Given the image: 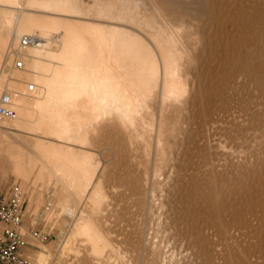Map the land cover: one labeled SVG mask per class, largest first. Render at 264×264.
Returning a JSON list of instances; mask_svg holds the SVG:
<instances>
[{
  "label": "bare ground",
  "instance_id": "bare-ground-1",
  "mask_svg": "<svg viewBox=\"0 0 264 264\" xmlns=\"http://www.w3.org/2000/svg\"><path fill=\"white\" fill-rule=\"evenodd\" d=\"M157 1L94 0V2L90 5L84 3L82 0H0V96L3 92L9 93L12 101L11 106L16 110V115L14 118H3L5 120L3 124L0 125V128H5L3 129L5 131L3 132L5 136H10L12 133L13 135H15V132H24L32 136V139L26 138L25 136L20 138L22 139V141L32 142L33 147L35 149L33 150L34 152H31L32 154H26L22 149L18 148V151L15 150L16 147H19V145H16V147L13 149V152L15 150L13 156L15 158V166L14 163L13 166L16 168L14 169V171L16 170L17 172L22 173H34L33 170L35 168H38L39 180L40 178L43 179V177L44 179H46L47 177L49 179H55L56 183L61 188V193L65 195V199H67L69 195L75 198L74 202L76 200V203L73 204V207L77 205L79 199H87L86 205L88 207V210L86 211L85 209L82 210L79 208L80 215L76 220L73 221V225H70L72 228L70 231H68V237L66 240H64L65 238L63 239L64 241L62 242L61 248L59 249L60 252H63V256H57V258L54 259L55 264H67V262L64 260V257L66 258V256H64L66 255L64 254V252H67V250L70 249L71 251L72 249L74 250V247L76 245H74V243L78 239L82 242L81 244L85 246L86 251H89L88 254H91L92 256H94V258H96V264H109L106 262V260H108L106 259V257V260H100L101 257L104 258L105 251L107 249H112L117 254V262L115 263L126 264L127 262H133V258L135 260V256L130 254V250L126 246H124L128 245V242H130L128 241V234H133L134 237H136V240L133 243L134 245L132 246L134 247V250H136V248L142 244H144L145 248L154 245L151 243L152 234L156 237H159L161 235L162 241H160L156 245L158 246V248L153 250L152 253V255L157 256V258L159 259L158 261L160 262L163 261V245L160 243H163L164 241L168 242L167 236L169 235H175L176 237L171 236L172 239L175 238V242L179 243L182 247L191 249L195 246L194 243L192 245L189 241H187L188 238H186V234L184 232L185 230L181 228V225L177 224L180 228L179 231L175 230V233L172 232L169 228L170 223L172 221L170 217L173 214V205L170 204L167 197L170 195V188L174 184L173 180L178 174V169H180V167L179 164H177L175 161L176 159H178L179 150L174 148V145L168 146L169 142L165 143L164 141V133L167 130L165 128V121L168 114L167 111H169L171 107L177 109L180 113L183 109H188V106L191 104L192 107L193 105H197L196 107H198L199 109H201V106L203 107V105H201V97L196 96L194 85H192L188 77H186L182 73V68L183 66H185L184 64L186 62H191V59L193 58L185 35V31L187 29L186 25H189V19H187V17H192L189 15L192 12H188L192 8L194 9L195 14L193 15L196 16H193L191 18L194 20L198 19V16L202 17L210 13L211 17H213L212 21L214 22H219L223 20L226 15H228L227 17H234L235 20H238L242 24H245L248 23V21L250 22L251 20H254L256 22L257 12L260 13L264 11V0H160L161 5H165L172 9V16L165 14ZM144 5H146V7ZM143 6L145 7V9H143ZM176 7L178 9H175ZM43 11L47 12L48 14L42 13ZM210 14L208 19L210 18ZM84 16H94L96 18H104L112 21L116 20L123 23L126 22V24L130 23L136 26L138 29L143 30L146 33V37L148 39H146L144 35H142L139 31H134L130 28L122 27L119 25L112 26L111 24L103 25L99 23H93V21L91 22L90 20L85 21L79 19L81 17L83 18ZM205 20L207 19H204L203 22H205ZM225 21L228 22V19H225ZM206 23H203V25H206ZM232 23L235 22L232 21ZM232 26L230 27L232 28ZM199 28L201 29L203 28V26ZM206 30L204 32L207 33ZM199 31L200 30L198 29V32ZM263 31L264 29H261V32ZM24 35H35L37 39L25 50H18L20 39ZM206 35L205 37L207 38ZM198 36L201 37V32L200 34L198 33ZM201 39L203 38L201 37ZM252 41L250 45H242V50L245 51V55H248L250 57L255 56L249 60H246L245 66L247 67L251 65L250 61L258 59L262 60L264 58V51H257L255 49V45L258 43V38L252 39ZM198 42H200V40ZM194 48L197 49V47ZM222 52L223 50H221V53ZM6 56L7 59L9 58V61L4 64ZM16 57L22 59L23 66L18 67L16 65V68L14 69V67L12 66L14 65V63L12 64V62ZM221 57L224 56L221 55ZM227 57L229 56L227 55ZM213 64L215 63L213 62ZM213 64H210V67H212ZM252 65L254 67L253 63ZM262 67H258L256 69H261ZM253 74L254 77L257 79V82H261V84L259 85L264 87V71L262 72L259 70ZM216 78L218 77H215V79ZM255 78H253V80H256ZM248 80H251V78ZM220 81L224 82L222 79ZM208 82L211 83L213 82V80L211 82ZM252 87L253 86L249 87V90L250 88L252 90ZM259 87L260 86H258L257 89H259ZM198 88H200V86ZM221 91L220 95L218 96L222 95ZM261 95L263 96V94ZM237 96H239V94ZM260 97L261 96H259V98ZM252 98L253 96L251 97V99ZM218 100L220 101V99ZM239 100L237 101V103H239L240 105L242 102L240 103ZM249 103L244 104L247 105ZM236 105L239 106L238 104ZM262 105H264V102ZM258 106L260 107V105ZM240 108L241 107H239L238 109ZM158 109L159 118L157 119V121L155 115ZM254 109L255 108H253V110ZM218 111L219 112L216 113L215 116L211 118L209 117L210 119L206 121V126L201 136V140L208 145L210 141H208V139H210V137H212L213 135H216L220 123L222 124L223 122H230L231 124V121L236 117V112H239L238 110L234 109L233 105H230L228 103L221 107L220 110L218 109ZM250 111H252L251 108ZM246 112L244 113L246 114ZM251 113L252 112H250V114ZM238 114L240 113H237V115ZM244 116L245 115H243V118L245 119ZM257 117L260 116L258 115ZM243 118L241 117L239 121ZM179 120L172 126L171 129L172 134L174 135V143L176 144V146H179L181 144L178 140H176V138L181 137L182 133L184 134V124H190L192 122V118L191 116L189 117L185 115V119H182V122H180ZM258 120L255 122H258L259 126L260 120ZM245 121L249 120L246 119ZM236 122L239 123L238 121ZM110 123L117 124L124 132H126L129 138V143L131 145L135 141H137V139L141 138L144 141L143 150L147 157H149V155L151 154V132L156 131L155 140L153 141L156 142V158L153 168L150 170V168L148 169V166H146L145 168L147 169H145L140 174H138V176H136L134 186L132 188L134 193L131 191L132 194H134L132 197H134V205L136 206V208L135 211H133L134 213L130 220L126 219L123 223L124 231L120 233L122 238L119 242H117V247H114V244L108 236V234L110 233L106 227V224H108L107 217L105 216L100 221L102 223H100L98 219L95 218L94 214L99 212V210H107L106 206L108 201V193L106 192L105 187L103 186L101 178L97 176L99 167L98 162L100 161L96 162L94 159V155L88 150L84 149V147H86V145H88L90 141L91 134H94L101 124ZM248 124L250 125V123ZM255 125L253 127H255ZM232 127L233 126H231V129ZM249 127H251V125ZM249 127L247 129H249ZM236 129H234L233 132L235 135ZM262 129H264L263 126ZM250 130H252V127ZM227 133L228 132L226 131V135ZM241 133L243 134V132ZM222 134L224 135V133ZM244 134L246 135V133ZM13 137L14 136H12V138ZM223 137H225V135ZM253 141L254 140H252V142ZM261 141L262 140H260V142ZM10 143L11 142H9L8 146L10 145ZM9 147H11V145ZM138 148L140 147L137 146V149ZM225 148L227 149L226 146ZM90 150H92V148H90ZM257 150H259L260 152V149ZM149 160L150 159H148V161ZM204 161L205 165L211 169L214 168V166L219 162L218 159L212 158L206 159ZM212 174L213 173H211V175ZM17 175L19 176V174ZM242 180L244 181V179ZM44 182L46 184L47 181L44 180ZM57 184L56 186H58ZM212 187L214 188V186ZM54 189H56V187ZM244 190H241L243 194H245ZM59 193L60 192H58L57 194ZM259 193L257 195H259ZM260 197L262 198V196ZM56 200H58V198ZM253 201L255 200L253 199ZM257 202H259V200ZM234 204H236V202ZM126 205L128 206L127 203ZM257 205H262V203H257ZM253 206H255V204ZM139 214H145V217L143 216L144 219L136 220V215ZM261 216L262 215H260L259 217ZM231 217L233 216L231 215ZM253 217V221H255L254 213ZM213 223L214 222L212 220L208 221L205 224L204 228H206V230H208L209 232H212L213 229H215ZM237 229L239 230V228ZM224 230L228 231V228H225ZM238 233H240L241 235L240 230ZM260 235L258 234V236ZM227 236L228 235H226V237ZM78 248L75 249L76 251H72V256L73 253H78L80 251V248ZM217 249L220 248L217 247ZM53 252L54 251H50V249L47 251L44 250L38 252L36 259L37 264H45V261H47L48 257L51 256ZM79 253L77 255H80ZM69 256L71 255L69 254ZM76 261H74V263ZM109 261H112V259H110ZM143 264H149V261L144 260Z\"/></svg>",
  "mask_w": 264,
  "mask_h": 264
},
{
  "label": "rangeland",
  "instance_id": "rangeland-1",
  "mask_svg": "<svg viewBox=\"0 0 264 264\" xmlns=\"http://www.w3.org/2000/svg\"><path fill=\"white\" fill-rule=\"evenodd\" d=\"M82 1L84 3L90 4V5L94 2V0H82ZM157 2H158V4H160V7L162 8V11L165 14L172 16V12H171L172 9L171 8H169L165 5H161L160 0H158ZM144 6L146 7V5H144ZM144 6H143V9H145ZM175 9H178V8L176 7ZM191 10H189V12H188V13L192 12L189 15L192 17L196 16V15H193V14H195L194 9L192 8ZM42 13L48 14L47 12H44V11ZM209 14L210 13H208L202 17L198 16V19H195L196 21L194 19H191L192 17H187V19H189L188 20L189 25H186L187 29L185 31V35H186V40L188 41V46L192 52L193 58L191 59V62H189V63L186 62L184 64L185 66H183V68H182V73L186 77H188L189 81L192 83V85H194V88L196 91V96L201 97V99H202L201 105H203V107H205L206 109L208 108V109L206 110L202 106H201V109H199L198 107H196L197 105H193V107H192V104H191V105H189L190 107L188 106V109H183L182 112L180 113V112H178L177 109L171 107L169 109V111H167L168 114H167L166 121H165V128L167 130L164 133L165 143L169 142L168 146L174 145V148L179 150L178 159H176L175 161L177 164H179V167H180V169H178V174L175 176V178L173 180L175 185L173 184L171 186L170 195L167 197L170 204L173 205L172 206L173 207V214L170 217L172 221L170 223L169 228L172 232L175 233V230L179 231V228H180L177 224L181 225V228H183L185 230V231L184 230L183 231L186 234V238H188L187 241H189L192 245L194 243L195 246L192 247L191 249H188L186 247H182L179 243L175 242V238L172 239L171 236L174 237L175 235H173V234L169 235V236H167L168 242L164 241L163 243H160L163 245V250H162L163 261L160 262V261H158L159 259L157 258V256L152 255V253H153V250L158 248V246H156V245L160 241H162L161 235L159 237H156L155 235L152 234V236H151L152 242L151 243L154 245H151L150 247L145 248L144 244H142V245H139L136 248V250H134V247H132V246L134 245L133 243L136 240V237H134L133 234L132 235L128 234V238H129L128 241H130V242H128V245H124V246H126L130 250V254L135 256V260L133 258V262H127L128 264H130V263L131 264H143L144 260H148L149 264H256V263L264 264V260H263L264 259V221H263L264 220L263 219L264 218L263 217L264 216V209H263L264 208V203H263V201H264V167H263L264 166V138H263L264 129H262V126L264 128V121H263L264 120V115H263L264 114V105H262L264 102V90H263L264 87L259 85V84H261V82H257V79L254 77V74H253L259 70L262 72L264 71V62H263L264 58L262 60L258 59V60L250 61L251 65L247 67V66H245L246 60H249L255 56L250 57L248 55H245V53H244L245 51L242 50L243 44L250 45L252 39L258 38V43L255 45V49L257 51L258 50L264 51V31L261 32V29H264V27H262V26H264V11L260 12V13L257 12L256 22L254 20H251L250 22L248 21V23H245V24H242L238 20H235L234 17H232V18H231V16L227 17L228 15H226L223 18V20H221L219 22H217V21L214 22V21H212L213 17H211V14H210V18L208 19ZM203 18L207 19V20H205V22H203V20H204ZM79 19L85 20V21L90 20L91 22L93 21V23H99V24H103V25L104 24L105 25L111 24L112 26L113 25L114 26L119 25L122 27L130 28L134 31H139L142 35H144V37L146 39H148L146 37V33L143 30L138 29L136 26H134L130 23L126 24V22L123 23V22L116 21V20L112 21V20L104 19V18H98V17L96 18L94 16H90V17L84 16L83 18L81 17ZM225 19H228L229 23L226 22L227 20L225 21ZM230 20H231V22H230ZM114 21H116V22H114ZM232 21L235 23H232ZM203 23L204 24L206 23V25H203ZM216 23H217V25H216ZM219 23H221V24H219ZM218 24H219V26L220 25L221 26L219 27ZM232 24L235 27H233ZM200 25L203 26V28L200 29L199 28V27H201ZM230 26H232V28ZM205 28L209 29V30H206ZM219 28H221V29H219ZM198 29L200 30L199 32H198ZM202 29H203V31H202ZM204 29L207 31V33L204 32L205 31ZM223 30H224V32H223ZM221 31L223 34L221 33ZM200 32H201V37L203 39H201V37L198 36V33L200 34ZM202 34H205V35L207 34L206 35L207 38L205 37V35H202ZM209 34H211V35H209ZM196 36H198V37H196ZM190 39H192V40H190ZM196 40H197V42H196ZM199 40H200V42H198ZM209 40H211V41H209ZM191 47H192V49H191ZM194 47H197V49ZM220 48H221V50H223L222 53H221ZM194 50H196V51L198 50V51L196 52ZM193 52H194V54H193ZM221 55L224 57H221ZM227 55L229 57H227ZM5 58L7 59V56ZM17 58L18 57L14 58V60L12 62V64L14 63V65H12L14 67V69L16 68V65H17V60H18ZM6 59L4 61V64H6L9 61V58L7 59V61H6ZM212 59H214V60H212ZM228 59H230V60H228ZM221 60H223L224 62ZM213 62L215 64H213ZM224 63L225 64L228 63V64L225 65ZM252 63L254 64V67H253ZM210 64H213V66L211 65L212 67H210ZM216 64H218V65H216ZM255 64L257 67L255 66ZM241 65H243V66H241ZM228 66H230V67H228ZM258 67H262V68L256 69ZM214 68H216V69H214ZM225 68H227V69H225ZM202 69H204V70H202ZM207 69L208 70L211 69V70L208 71ZM222 71H224L227 76ZM207 73L210 75H208ZM228 73H229V75H228ZM218 75L221 76V79L226 84L224 82L220 81L221 79H220V76H218ZM215 77H218V78L215 79ZM210 78H212V79H210ZM226 78L228 79V81ZM250 78H251V80H248ZM253 78H255L256 80H253ZM212 80H213V82H211ZM208 81H210L211 83H209ZM204 84H206V85H204ZM222 84H223V86H222ZM199 86H200V88H198ZM221 86L223 87L224 91H223ZM224 86H225V88H224ZM230 86H232L233 88ZM251 86H253L252 90H251V88L249 90V87H251ZM258 86H260L259 89H257ZM254 89H256V90H254ZM260 89H262L263 91ZM219 90L220 91L222 90L224 92L223 93L221 91V93H222L221 96H218V95H220ZM232 91H234V92H232ZM241 92H242V94H241ZM216 93H217V96H216ZM259 93H260V95H259ZM238 94H239V96H237ZM261 94H263V96ZM251 95L253 96V98H252L253 100L251 99V97H252ZM259 96H261V97L259 98ZM218 99H220V101ZM234 99H235V101L237 99L238 100L240 99L239 102L240 103L242 102V103L239 105V103H237L238 100L235 102ZM245 100H246V102H245ZM247 101H249L250 103ZM251 101H253V102H251ZM227 103L230 105H233L234 109L238 110L239 112H236V117L231 121V124H230V122H226V123L223 122L222 124H224L225 125L224 126L220 123L219 129H218L220 132L217 130L216 135H213L212 137H210V139H208V141L210 140L209 145L204 143L201 140V136L204 132V129L206 126V121H208L211 117L215 116V114L219 112L218 109L220 110V108L223 107L224 105H226ZM244 103L245 104L249 103V104L245 105ZM253 103H256V104H253ZM236 104H238L239 106H237ZM241 105L243 106L244 109L246 107V109L244 110ZM244 105H245V107H244ZM255 105H257V106H255ZM258 105H260V107ZM248 106H251V107H248ZM261 106H262V108H261ZM239 107H241L240 108L241 110L238 109ZM247 108H249V109H247ZM250 108L252 111H250ZM253 108H255L254 110L256 113L254 112ZM257 109H258V111H257ZM212 110H214L215 112ZM249 111L252 113L250 114ZM201 112H203V113H201ZM244 112H246V114ZM248 112H249V115H248ZM237 113H240V114L237 115ZM179 114H181V115H179ZM185 115L189 116V117L191 116L192 122L188 125L186 123L184 124L185 131H184V134L183 133L181 134L182 138L181 137L176 138V140H178L181 144L179 146H176V144L174 143L175 142L174 137H173L174 135L172 134L171 129H172V126L179 120V118H180L179 121L182 122V119H185ZM243 115H245L244 116L245 119L243 118ZM246 115H247V117H246ZM256 115L257 116L259 115L260 117H257ZM249 116H251V117L254 116V117L251 118ZM155 117H156V120L159 118V109L156 111ZM181 117H182V119H181ZM239 117L240 118L242 117L243 119L239 121V119H240ZM237 118H239V119H237ZM261 118H263V119H261ZM246 119H248L249 121H245ZM4 120L5 119L0 118V125L3 124ZM257 120L261 123V124L259 123V126H258V122H255ZM236 121H238L239 123H237ZM247 122L250 123L252 130H250L251 127H249L250 125ZM242 123H243L244 127H243ZM228 124H229V126H228ZM235 124H236V126H235ZM241 125H242V127H241ZM254 125H255V127H253ZM231 126H233L234 128L232 127V129H231ZM227 127H228V129H227ZM245 127H246V129H245ZM248 127H249V129H247ZM0 129H1L0 130V147L4 146V147L0 148V150H1L0 151V190L5 192L9 186L18 183L23 187V189L25 191L26 217H25V221H24V225H23V228H24L23 230L27 235V237H26L27 243L24 246L25 256L28 258L29 264H37L36 259H37L38 252L44 251V250L47 251L50 249V251H54V252L51 256L48 257L47 261H45L46 262L45 264H55L54 259H56L57 256H60V255L63 256V252H60L59 249L61 248L62 242L67 239V237H68L67 234H69L68 231H70L72 228L71 226L73 225V221L76 220L78 218V216L80 215L79 210L80 209H82V210L85 209L86 211L88 210L87 209L88 207L86 205L87 199L86 198H85V200H84V198L79 199L78 200L79 202L77 203V205L73 207V204L76 203V200L74 202L75 198L73 196L69 195L67 197V199H65L66 198V197H64L65 195H63L61 193V188L56 183L55 179H49L47 176H45L47 178L44 179V177H43V179L45 181H47L46 182L47 185L45 184L43 179L40 178V180H39L38 168H35L33 170L34 173H32V172L31 173H29V172L22 173V172H17L16 170L14 171V169H16L14 167L15 166V162H14L15 158L13 157L15 150L18 151V148L22 149L26 154H30L31 152H34L33 150H35V149L33 147L32 142L22 141V139H21L23 136H25L26 138L32 139V136H30L24 132H17L19 134H17L15 132L14 133L15 135H13V133L11 134L12 136H14L12 138L11 135L10 136L4 135L3 132H5V131L3 129H5V128H0ZM177 129H179V128H177ZM234 129H236L235 130L236 135L233 133ZM224 130H226L228 132L227 135H226V131H224ZM239 130H240V132H239ZM246 130H247V132H246ZM241 132H243V134ZM151 133H152V135H151L152 146L150 148L151 154L149 155V157H147V155L144 153V150H143L144 141L141 138L137 139V141H135L131 145L129 143V138H128V135L126 134V132H124L120 128V126H118L117 124H114V123L101 124L98 127L97 131L94 134H91L90 141H89L88 145H86V147H84L85 150H88L89 152H91L94 155V159L96 162L100 161V162H98L99 167H98L97 176L99 178H101V180L103 182V186L105 187V190L108 193V201H107V206H106L107 210L106 211L99 210V212L95 213L94 215H95V218H97L99 222L105 216L107 217V223L108 224H106V227L110 233V234H108V236L110 237L112 243L114 244V247H117L116 246L117 242H119L122 238L120 233H122L124 231V228H123L124 221L126 219L130 220V218L132 217V215L134 213L133 211H135V208H136V206L134 205L135 204L134 197H132L134 195V194H132V192H133L132 188L134 186L136 176H138V174H140L142 171L147 169V168H145L146 166H148V169L150 168V170H151L153 168V165L155 162L156 142H153V141L155 140L156 131H152ZM222 133H224L225 137H223L224 135ZM244 133H246V135ZM240 134H241V136H240ZM262 134H263V136H262ZM249 135H251V136H249ZM15 136H17V137H15ZM237 136H239V137H237ZM218 138H219V140L221 138L220 141L222 143L218 140ZM245 138H247V139H245ZM225 139L227 140V142ZM252 140H254V141L252 142ZM260 140H262V141L260 142ZM217 141H219V142H217ZM9 142H11L10 143L11 147H9L10 145L8 146ZM224 142H226V143H224ZM258 142H260V143H258ZM13 143L15 144V146ZM137 143H138V145H137ZM217 143H219V144H217ZM236 143H237V145H236ZM12 144H13V146H12ZM16 145L17 146L19 145V147H16ZM220 145H221V147H220ZM137 146L140 148L137 149ZM168 146H167V148H168ZM225 146L227 147V149L225 148ZM250 146H252L253 148ZM14 148H15V150L13 152ZM90 148H92V150H90ZM195 149H197V150H195ZM257 149H260V152ZM246 151H247V154H246ZM255 152H257V153H255ZM9 153H10V155H9ZM12 153H13V155H12ZM249 153H251V154H249ZM258 153H259V155H258ZM241 155H243V156H241ZM245 155H247V156H245ZM257 155H258V157H257ZM240 156H241V158H240ZM204 157L206 159H210V158L218 159L219 162L216 164L217 166L215 165L214 168L211 169L205 165L204 160H206V159ZM251 158H252V160H251ZM134 159H135V161H134ZM148 159H150V160L148 161ZM241 160H242V162H241ZM13 163H14V166H13ZM203 163H204V165H203ZM220 168H222V169H220ZM231 170H234V171H231ZM205 171H207V172H205ZM226 172H227V174H226ZM211 173H213V174L211 175ZM214 173H215V175H214ZM17 174H19V176ZM204 174H206V175H204ZM28 175H29V177H28ZM213 175L216 177H214ZM242 179H244V181ZM221 180H222V182H221ZM55 183L58 186H56ZM54 184H55V186H54ZM236 184L238 185V187ZM210 186L211 187L214 186V188L212 187L213 190ZM55 187L57 190L54 189ZM243 187L246 190V192L243 189ZM209 188H211V189H209ZM240 189L242 191L244 190L245 194H243V192ZM55 190H56V192H55ZM215 191H216V194H215ZM58 192H60V193L57 194ZM217 192L219 195L217 194ZM261 192H262V194H261ZM258 193H259V195H257ZM56 194H57V196H56ZM60 194H62V195H60ZM128 194H130V195H128ZM236 194H237V196H236ZM260 196H262V198ZM62 197H64V198H62ZM131 197H132V199H131ZM205 197H206V199H205ZM226 197L228 198V200ZM57 198L59 201L56 200ZM233 199L235 200L236 204H234L235 202ZM253 199L255 201H253ZM257 199L259 200V202H257L258 201ZM215 200H217V201H215ZM226 200H227V202H226ZM240 200H242V201H240ZM245 202H247V203H245ZM56 203L59 205H57ZM126 203L128 204V206L126 205ZM257 203L258 204L262 203V205H257ZM254 204H255V206H253ZM259 206L261 207L262 212H261V209ZM227 209H229V210H227ZM228 211H230V212H228ZM253 213L255 215V221H253L254 220ZM255 213L258 215H256ZM250 214H251V216H250ZM231 215L233 217H231ZM260 215H262V216L259 217ZM143 216L145 217V214L136 215V220L144 219ZM249 219H251V220H249ZM210 220H212L214 222L213 225L215 226V229H213L212 232H209L208 230H206V228H204L205 224ZM242 220H244V221H242ZM100 223H102V222H100ZM255 224H257V225H255ZM102 226H103V224H102ZM242 226L245 227L246 229L243 228ZM260 227H261V229H260ZM225 228H228V231L224 230ZM237 228H239L241 235H240V233H238L239 230ZM33 230H37L38 233H40L39 238H34L32 236ZM205 231H207V232H205ZM243 232H244L245 237L243 236ZM255 232L256 233L258 232V233L256 234ZM219 234H220V236H219ZM258 234L259 235L261 234V235L258 236ZM226 235H228L229 237L228 236L226 237ZM76 242L74 243V245L76 244L75 245L76 248L73 246L74 250L79 247L80 248L79 252H81L83 255L79 252L78 253L80 255H77L78 253L75 252L76 254L73 253V256H72V251H74V250L73 249H72V251H71V249L67 250V252H64V254H66V255H64V256H66V258L64 257V260L67 262V264H70V262L73 261V259H74V261H76L77 259L78 260L75 263H74V261L71 262V264H73V263L74 264H77V263H79V264L80 263L81 264H83V263L84 264H96V258H94V256H92L91 254H88L89 251L88 250L86 251L85 246L81 244L82 242L79 241V239ZM82 246H84V247H82ZM217 247H219L220 249H217ZM217 250H218V252H217ZM112 251L114 252V250H112V249H107L105 251L104 258L101 257L100 260H104L106 257V259H108V260L105 259L107 263L118 264V263H115V262H117V254L115 252H114L115 253L114 254ZM69 254L71 256H69ZM80 258H82V259H80ZM110 259H112V261H109ZM219 259H220V261H219ZM230 261H231V263H230Z\"/></svg>",
  "mask_w": 264,
  "mask_h": 264
},
{
  "label": "built area",
  "instance_id": "built-area-1",
  "mask_svg": "<svg viewBox=\"0 0 264 264\" xmlns=\"http://www.w3.org/2000/svg\"><path fill=\"white\" fill-rule=\"evenodd\" d=\"M35 35H24L19 42L18 50H25L33 44ZM18 67L23 66V61L17 58ZM9 93L3 92L0 96V118H14L16 110L11 106ZM26 217L25 191L20 184H14L3 192L0 190V264H29L24 253L26 233L24 221ZM34 238H39L37 230L32 231Z\"/></svg>",
  "mask_w": 264,
  "mask_h": 264
}]
</instances>
